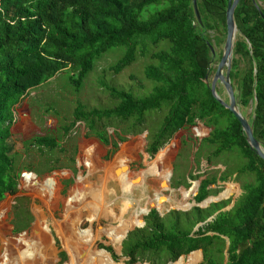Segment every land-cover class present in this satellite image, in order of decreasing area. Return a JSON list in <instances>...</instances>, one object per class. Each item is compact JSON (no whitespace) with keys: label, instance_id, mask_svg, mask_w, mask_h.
Returning <instances> with one entry per match:
<instances>
[{"label":"trees","instance_id":"16d2710c","mask_svg":"<svg viewBox=\"0 0 264 264\" xmlns=\"http://www.w3.org/2000/svg\"><path fill=\"white\" fill-rule=\"evenodd\" d=\"M254 2L239 0L234 11L241 35L235 39L230 79L239 105L251 107L249 123L264 148V10L261 15ZM227 3L196 0L198 22L192 0H0V202L18 193L23 159L15 149L12 126L16 107L32 90L68 71V80L79 92L108 52L119 55L108 67L114 75L150 54L144 76L153 84L151 93L137 96L103 84L115 105L89 111L78 105L72 123L62 131L63 138L76 123L84 122L105 145L107 139L96 130V122L132 123V129L128 128L132 133L143 127L146 113L164 108L165 116L152 134L148 154L155 156L175 132L200 121L211 130L200 144L210 152L208 164L221 160L223 154L236 153L244 162L237 174H252L254 182L243 186L244 193L227 211L221 212L229 201L206 209L169 211L162 217L152 209L145 216V226L129 233L123 244L129 264L137 259L167 264L197 250L202 251L203 264H264V161L250 150L240 123L204 82L213 62L207 33L219 35L214 37L216 45L225 42ZM22 144L27 151H53L60 146L53 135L36 136ZM200 148L195 159L203 156ZM226 172L219 181L230 178ZM34 179V174H26L22 188L29 192V182ZM218 180L214 176L201 181L196 204L207 199ZM16 228L15 233L24 230ZM3 232L0 228V235ZM225 238L229 242L227 257ZM70 261L69 257L67 263Z\"/></svg>","mask_w":264,"mask_h":264},{"label":"rangeland","instance_id":"374dc122","mask_svg":"<svg viewBox=\"0 0 264 264\" xmlns=\"http://www.w3.org/2000/svg\"><path fill=\"white\" fill-rule=\"evenodd\" d=\"M255 1L258 2L261 8H264V0ZM207 34L211 38L212 45L215 49V57L211 64V74H209L207 81L210 84L213 80L219 62L218 55L223 50L224 42L216 45L214 37L216 36L217 38L219 35H216L213 31H209ZM240 35L237 30L235 39L237 40ZM150 48L156 51L153 47ZM113 51L102 56V59L96 63L93 72L86 78L79 92L75 91L68 80V76L71 73L66 71L50 79L41 87L32 90L28 97L24 98L16 107L12 134L16 144L15 149L22 157L23 162L18 181V193L13 196L7 195L0 202V228H4V235H0V262L3 257L2 245L4 239L17 237L22 232L31 234L36 222L35 212L39 210L44 220L49 224L52 237L55 241V248L57 250L56 257L58 259V262L55 264H73L72 254L63 247L61 242L57 222L64 218V201L68 199L77 181L85 177V170L80 164V159L88 153H94L95 159L102 165H111L116 161H126L130 172L138 174L146 170L145 165L147 161L154 160L155 156L162 149L167 148V166H165L167 173H169L170 169L168 166L172 168V174L169 179L170 190L161 192L171 199L163 203L164 208L161 210L163 214L180 209V207H177V202L181 200L183 191L192 188L193 182L200 181L201 183L202 180L214 176L218 180L225 171L231 175L230 178L225 182L218 180L216 185L211 186L210 188L213 192L207 198H215L222 195L227 190V185L233 184L236 187V192H233L227 198H223L220 201H229L230 204L225 208L227 210L244 193L243 186L250 183L253 184L254 177L252 174H237L238 170L244 165V162L236 153L223 154L221 160H213L212 164H208L206 158L210 152L204 148H200V144L202 139L210 135L211 130L207 129L204 123L200 121H197L193 127L189 126L175 132L168 143L155 156L148 154L147 149L151 144L152 134L161 127L165 116L164 108L146 113L143 127L137 128L132 133L128 130V128L132 129V123H123L118 120L96 122V130H99L98 133L107 139L105 145L101 144L89 132L84 122L76 123L68 136L63 138L62 131L65 126L72 123L73 112L78 105L83 106L87 111L93 109H108L115 105V101L109 96L103 84L116 89L131 91L137 96L151 93L153 84L146 81L144 76L145 67L151 62L150 54L145 58H139L130 67L114 75L109 71L108 67L116 62L117 59L115 58L119 55L111 54ZM215 90L217 96L220 97L221 94V98L225 102H228V99L226 100V93L220 85L216 84ZM238 109L242 116L250 122L251 107L249 106L243 109L238 106ZM117 132L119 133L114 135ZM196 133H199V135ZM51 135L58 140L60 145L53 151L46 149L40 151L36 148L27 151L23 147L22 143L26 140H30L36 136L49 137ZM199 148V153L203 154V156H197L195 159ZM52 166H56L57 169L48 172L46 169ZM27 173L36 176V179L32 183L29 182V192L22 188L21 185V180ZM189 176H193V178L189 179ZM145 180V187L136 188L129 196L131 199L133 198V206L129 213L125 215L124 219L130 218L138 210V206L144 207L149 200H154L157 191L160 190L153 176H146ZM90 181L94 183L99 182V176H93L90 178ZM107 187L109 197L107 198L109 201L116 202L115 204L121 207L122 194L118 192L116 196L112 193L113 190H116L114 183L112 185L111 183L108 184ZM194 198L195 195H192L189 200L190 205L195 204ZM146 200L147 202H145ZM220 202H215V204ZM191 209H193V206L191 208L188 207L185 209L186 211L182 212H188ZM200 209L206 208L203 207ZM144 217L145 215L143 214L140 217L141 219L138 218L135 220L133 223L134 226L129 227L121 234V242L117 248L110 245L111 236H108L106 233H103L96 241L94 240L98 235L99 229L107 231L117 228L118 224L109 219H103L100 222L94 221L91 224L86 217H83L78 228L79 231L75 233V239L83 246L93 243L95 247L93 257H97L96 254L102 256L103 253L109 257L112 264H129L130 259L124 254L123 244L127 240L129 233L135 229H141L138 226H140L139 224H141V220H144ZM16 227L24 230L15 233L14 230L17 229ZM104 250L110 256L104 253ZM195 253L200 255L201 250H197L190 255ZM67 254L71 259L70 263H67L69 260ZM190 255L183 256V259H180L183 264H191L190 259H188ZM180 260L172 263L179 262ZM131 264L149 263L137 259ZM196 264H203L202 254L196 261Z\"/></svg>","mask_w":264,"mask_h":264},{"label":"bare ground","instance_id":"6f19581e","mask_svg":"<svg viewBox=\"0 0 264 264\" xmlns=\"http://www.w3.org/2000/svg\"><path fill=\"white\" fill-rule=\"evenodd\" d=\"M196 134L199 135V133ZM163 150L155 156L154 160L147 161L146 170L138 174L130 172L126 161H116L111 165H102L95 159L94 153H88L81 157L80 164L85 170V177L77 181L68 199L64 201V218L57 222L61 242L63 247L72 254L73 264H112L109 257L103 253L102 256L96 254L97 257H93L95 248L93 243L83 246L75 239V233L79 231L78 228L83 217H86L91 224L94 221L100 222L103 219H109L117 223L118 226L114 230L105 231L99 229L98 235L94 239L96 241L103 233H106L111 236L110 245L117 248L121 242V234L129 227L134 226L135 220L153 207L155 202L160 210L164 208L163 203L171 198L169 197L168 199L167 197L164 199L161 193V188L164 189L166 182L170 178V169L169 173L165 169V166H167L166 150ZM168 168L170 167L168 166ZM95 175L99 176V182L97 183L90 181V178ZM146 176H153L160 190L157 191L154 200H149L148 202L146 200L147 204L144 207L138 206V210L130 218L124 219L133 206V198L131 199L129 196L136 188L145 185ZM110 183L111 185L114 183L116 188V190L112 191L114 195L117 196L118 192L122 194L121 207L116 205V202H111L108 199L107 186ZM195 187L197 186L194 185L189 190L183 191L181 200L177 202V207L183 209L189 207V200L195 193ZM226 189L222 194V198H227L230 194L236 192V187L233 184L227 185ZM35 218L36 222L31 234H21L17 237L4 239L2 245L3 257L0 264H55L58 262L55 241L49 224L44 220L39 210H36ZM200 256L201 253L200 255L195 253L190 255L188 259H190L191 264H196ZM172 264H183V262L180 260Z\"/></svg>","mask_w":264,"mask_h":264},{"label":"water","instance_id":"95a60500","mask_svg":"<svg viewBox=\"0 0 264 264\" xmlns=\"http://www.w3.org/2000/svg\"><path fill=\"white\" fill-rule=\"evenodd\" d=\"M252 1L254 2V0H252ZM192 3H193V9H194L195 16H196L198 22H200L199 13H198V10H197V7H196V0H192ZM238 3H239V0H228L226 11H225L226 37H225V43H224V46H223V51H222V54H221V58H220L219 63L217 65V67H216V71L214 73V77H213L212 82L210 84L207 82L208 81V75L205 77V81L204 82L206 83L207 86L210 87V91H211L212 95L214 96V98L221 105H223V107L225 109H227L229 112H231L233 114V116L237 119V121L240 123L241 129H242V131H243V133L245 135L246 142H247L250 150L254 151L255 154L260 159H262L264 161V148L254 138V135H253V123L252 122L249 123L248 120H246L242 116L241 112L238 109V106L236 105L235 97H234V94H233V89H232V85H231L230 77H229V72H230V69H231V63H232V58H233V47H234L235 37H236V33H237V26H236L235 20H234V11H235ZM262 17L264 19V16H262ZM209 47H210L211 52L214 53L212 45H209ZM224 69H226L225 74H223ZM216 82H220L224 86V88H225V90L227 92V95L229 97L228 103H226L225 101H223L221 98H219L217 96L216 90H215ZM254 114H255V112L252 115L253 118H254ZM165 150H167V148H164L163 151H165ZM27 174H31V173H27ZM171 174H172V168L170 167V176H171ZM194 185L197 186L196 190H195V193L193 194V195L196 196L198 194L200 181L199 182H193V186ZM161 190L162 191L170 190L169 180L166 182V185H165L164 189L161 188ZM161 193H163V192H161ZM162 197L164 199L167 198L164 194H162ZM168 199H169V197H168ZM222 199H223L222 195L217 196L215 198H207V199L203 200L199 204H196V203L195 204L193 203L192 205L189 204V207L191 208L193 206V208L194 207H199V208L205 207V208H207V207L210 206L211 203L220 202ZM155 203H154L153 207H151L150 209H148L145 212V215H148L149 212L152 209H154L159 214V216L162 217L164 214L162 213V211L158 208V206ZM175 210L176 211H186L183 208L175 209ZM226 210L227 209H223V210H221V212L226 211ZM217 214L218 213H216L213 216H211L209 219L206 220L205 223L211 222L215 218V216ZM205 223L199 224L194 229V231H196L198 229V227L203 226ZM144 225H145V222L143 220H141V226H139V228L140 227L143 228ZM21 234H25V232H22L19 235H21ZM126 235H127V233H126ZM126 235H125V237H126ZM225 241H226V249H227L228 246H229V242H228V240L226 238H225ZM0 244H1V239H0ZM194 252H191L190 254H192ZM201 254H202V251H201ZM225 256L227 257V254ZM182 257L183 256L179 257L178 259H180ZM167 264H172V262H168Z\"/></svg>","mask_w":264,"mask_h":264},{"label":"flooded vegetation","instance_id":"af4514ba","mask_svg":"<svg viewBox=\"0 0 264 264\" xmlns=\"http://www.w3.org/2000/svg\"><path fill=\"white\" fill-rule=\"evenodd\" d=\"M256 4V7H257V10L259 11V13L262 15V9L264 10V8H261L260 6H259V4L258 3H255ZM236 38V37H235ZM225 43V42H224ZM235 43V42H234ZM216 44V43H215ZM212 48H213V52L214 53H212V58L214 59V57H215V49H214V47H213V45H212ZM234 48V47H233ZM223 51V50H222ZM221 54H222V52L218 55V59L220 60V58H221ZM220 57V58H219ZM233 59V58H232ZM219 63V62H218ZM218 65V64H217ZM231 65H232V63H231ZM231 70V69H230ZM225 71H226V69H224V71H223V74H225ZM229 77H230V72H229ZM230 82H231V79H230ZM216 84L217 85H220L222 88H223V90H224V92L226 93V100L228 99L229 100V97H228V95H227V92H226V90H225V88H224V86L220 83V82H216ZM216 84H215V89H216ZM233 84V82L231 83V85ZM233 87H235V85L233 84V86H232V89H233V94H234V97H235V102H236V105L237 106H239V107H241V105H239V100H238V98H237V95H238V93H237V91L233 88ZM219 97V96H218ZM222 96H221V94H220V97L219 98H221ZM222 99V98H221ZM223 100V99H222ZM224 101V100H223ZM226 103H228V102H226ZM243 109H244V107H242ZM170 181V180H169ZM144 215H145V213H144ZM146 216V215H145ZM144 222H145V217H144V220H143ZM145 226V225H144ZM139 227V226H138Z\"/></svg>","mask_w":264,"mask_h":264}]
</instances>
